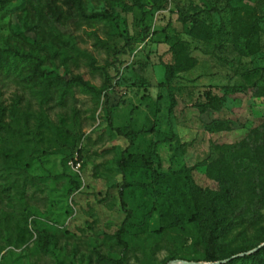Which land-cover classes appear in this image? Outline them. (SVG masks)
I'll list each match as a JSON object with an SVG mask.
<instances>
[{"label": "rangeland", "instance_id": "rangeland-1", "mask_svg": "<svg viewBox=\"0 0 264 264\" xmlns=\"http://www.w3.org/2000/svg\"><path fill=\"white\" fill-rule=\"evenodd\" d=\"M28 1L12 0L0 10V48L40 56L42 69L67 79L82 75L100 88L111 78L112 84L100 95L79 87L45 90L24 78L31 65L22 76L0 72V264L221 261L207 260L216 257L192 219L203 199L191 184L217 200L215 171L224 167L225 151L263 123L264 96L256 90L264 86V0H232L223 15L204 16L214 31L208 40L192 36L179 15L223 8L227 0H83L88 12L108 11L115 19L76 15L58 26L59 41L50 33L46 4L66 9L64 0H33L42 5L40 26ZM235 19L257 20L259 52L242 56L234 49ZM125 38L128 52L118 56L98 40L121 48ZM177 40L187 43L197 64L169 90L164 64L175 61L170 46ZM209 90L228 92L221 109L203 108ZM109 113L114 126L130 125L133 146L110 129ZM215 119H230L233 128L219 130ZM241 175L237 202L247 214L254 194L250 175ZM120 189L133 213L126 245L115 237L126 215ZM258 214L228 233L218 257L258 248L264 203Z\"/></svg>", "mask_w": 264, "mask_h": 264}, {"label": "trees", "instance_id": "trees-1", "mask_svg": "<svg viewBox=\"0 0 264 264\" xmlns=\"http://www.w3.org/2000/svg\"><path fill=\"white\" fill-rule=\"evenodd\" d=\"M10 1L12 0H0V10H3L5 5ZM231 1L232 0H227L223 8L214 6L193 13H181L179 19L183 23L189 24V33L192 36L202 40L211 39L213 38L214 31L209 23L206 22L204 16H211L215 13L223 15L225 12L232 9ZM28 3L29 11H32L33 14H35V18L37 19L36 24L40 26L44 17L42 5L38 6L33 0H29ZM63 3L64 5H67L66 9L55 1H50L46 4L47 10L45 15L50 33L53 38L58 41L63 40L61 39V32L58 26L65 25L68 21L75 19L76 15L100 20H106L109 18L115 19V17H113L108 11L96 13L88 12L83 0H64ZM231 28L230 34L232 37V45L240 55L250 56L260 51L259 43L253 41L254 36L259 30L257 20L253 19L248 22L235 19L232 21ZM98 40L103 45H106V47L113 52L114 56L127 54L128 47L131 44V39L129 38H125V43L121 48L110 45L101 39ZM64 44L68 46V43L65 41ZM186 45L187 43L184 40H177L170 46V50L175 55V61L164 64L165 79L169 90H172L173 82L178 79L179 73L191 70L197 64V59L192 55L191 51L188 50ZM72 48L73 50H77L75 47ZM65 54L66 56L68 55L66 51ZM88 62L90 66L95 69L94 58L88 56ZM42 64L43 58L31 55L17 46L0 48V72H14L17 75L22 76L23 67L31 65V74L23 75L24 78L34 80L36 85L42 86L45 90H70L74 87H79L82 92L100 95L112 84L111 78H109V85H104L98 88L90 81L84 79L82 75H76L71 79H67L56 71L42 69ZM256 91L264 96V86H258ZM227 93L228 92H225L223 95H215L210 90L206 91L204 94L207 102L204 103L203 108L213 107L221 109L223 103L227 99ZM171 99L172 105H174L175 98L173 95L171 96ZM4 113L5 108L0 104V121L3 119ZM107 121L110 129L115 131L116 134L125 137L129 142V147L133 146L134 136L130 125L125 127L114 126L111 113H109ZM232 123L233 122L230 119H215L212 121L215 128L219 130L233 128ZM242 148H245L246 154H239V151H241ZM132 155L133 154L129 156ZM222 160L224 162V167L217 168L215 171L218 173L215 176L221 186V193L217 200H212L207 195L206 190L194 183L191 184L192 188L199 192L203 199L201 209H198L193 214L192 219L199 222L203 231L206 233L204 241L208 245L210 252L216 257L214 259L209 258L207 259L208 261L223 259L222 257H218L220 255L217 254H221L220 252L225 243V238L232 229L241 225L245 218H249L250 222H255L253 220H256L259 217L258 210L264 203V120L261 126L251 128L248 136L241 143L231 145L225 151ZM243 173H248V175H250L252 192L254 194L252 209L247 214H245V208L237 202V196L242 191L239 182L242 177L241 174ZM123 195L124 191L123 189H120V202L126 215L120 229L115 232V237L118 242L126 245V242L123 239V234L126 231V227L130 222L133 213L131 209L125 207ZM259 241L260 242L257 243V246L264 243V238ZM255 247H252L251 249ZM234 256L226 258H230V260L220 264H264V245L251 253ZM172 259L174 258L172 257Z\"/></svg>", "mask_w": 264, "mask_h": 264}, {"label": "water", "instance_id": "water-1", "mask_svg": "<svg viewBox=\"0 0 264 264\" xmlns=\"http://www.w3.org/2000/svg\"><path fill=\"white\" fill-rule=\"evenodd\" d=\"M263 245L264 244L260 245L259 247H261ZM256 249L252 250L251 252L255 251ZM241 255H243V254H241ZM236 256H238V255H236ZM228 260H230V258L226 259V260L215 261V262H201V261L193 262V261H189V260L175 259V260H172L169 264H220V263L226 262Z\"/></svg>", "mask_w": 264, "mask_h": 264}]
</instances>
